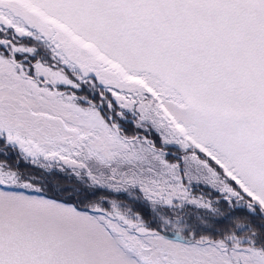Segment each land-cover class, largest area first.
I'll list each match as a JSON object with an SVG mask.
<instances>
[{
  "label": "snow or ice",
  "instance_id": "obj_1",
  "mask_svg": "<svg viewBox=\"0 0 264 264\" xmlns=\"http://www.w3.org/2000/svg\"><path fill=\"white\" fill-rule=\"evenodd\" d=\"M0 264H264V0H0Z\"/></svg>",
  "mask_w": 264,
  "mask_h": 264
}]
</instances>
